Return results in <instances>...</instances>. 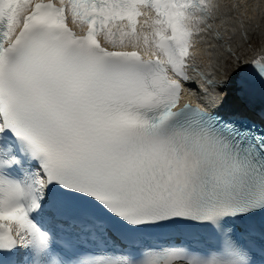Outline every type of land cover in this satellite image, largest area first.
I'll list each match as a JSON object with an SVG mask.
<instances>
[{
    "label": "snow or ice",
    "instance_id": "snow-or-ice-1",
    "mask_svg": "<svg viewBox=\"0 0 264 264\" xmlns=\"http://www.w3.org/2000/svg\"><path fill=\"white\" fill-rule=\"evenodd\" d=\"M246 7L0 0V264H264V110L218 92L264 91L214 24Z\"/></svg>",
    "mask_w": 264,
    "mask_h": 264
},
{
    "label": "bare ground",
    "instance_id": "bare-ground-1",
    "mask_svg": "<svg viewBox=\"0 0 264 264\" xmlns=\"http://www.w3.org/2000/svg\"><path fill=\"white\" fill-rule=\"evenodd\" d=\"M215 2L221 5L240 3L247 6L240 9V12H234L231 16L225 15L222 20L214 21V24L221 27V31L226 35L234 30L231 47L237 55H244L255 39L259 38L260 42H264V0H215ZM213 43L216 41L213 40ZM219 51L223 53L222 49ZM223 55L224 60L217 64L218 70H215L214 78L218 80H224L235 61V58L228 56L227 53H223ZM205 71L208 69L206 68Z\"/></svg>",
    "mask_w": 264,
    "mask_h": 264
},
{
    "label": "rangeland",
    "instance_id": "rangeland-1",
    "mask_svg": "<svg viewBox=\"0 0 264 264\" xmlns=\"http://www.w3.org/2000/svg\"><path fill=\"white\" fill-rule=\"evenodd\" d=\"M258 41L260 42L261 39H259V38L258 39H255L254 42H252V44L255 43V42H258Z\"/></svg>",
    "mask_w": 264,
    "mask_h": 264
}]
</instances>
